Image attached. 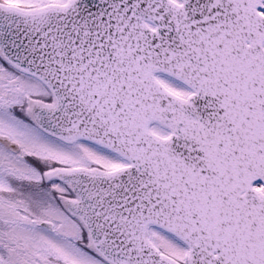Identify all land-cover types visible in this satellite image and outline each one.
Wrapping results in <instances>:
<instances>
[{
    "label": "snow or ice",
    "instance_id": "obj_1",
    "mask_svg": "<svg viewBox=\"0 0 264 264\" xmlns=\"http://www.w3.org/2000/svg\"><path fill=\"white\" fill-rule=\"evenodd\" d=\"M0 264H264V0H0Z\"/></svg>",
    "mask_w": 264,
    "mask_h": 264
}]
</instances>
